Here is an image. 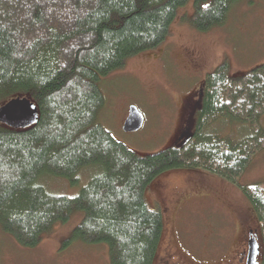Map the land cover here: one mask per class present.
<instances>
[{
    "label": "trees",
    "instance_id": "16d2710c",
    "mask_svg": "<svg viewBox=\"0 0 264 264\" xmlns=\"http://www.w3.org/2000/svg\"><path fill=\"white\" fill-rule=\"evenodd\" d=\"M188 1L0 0V105L19 96L38 109L26 127L0 122V224L19 244L36 246L80 210L63 245L103 243L110 264H152L163 220L144 190L167 169L197 167L239 186L264 264V182L238 183L264 148V62L239 75L226 61L208 72L189 138L158 151L136 153L97 119L100 77L161 44ZM191 1V21L205 31L241 0ZM64 183L76 192H56Z\"/></svg>",
    "mask_w": 264,
    "mask_h": 264
},
{
    "label": "rangeland",
    "instance_id": "374dc122",
    "mask_svg": "<svg viewBox=\"0 0 264 264\" xmlns=\"http://www.w3.org/2000/svg\"><path fill=\"white\" fill-rule=\"evenodd\" d=\"M192 12L189 0L178 8L161 44L100 77L103 104L97 119L138 154L172 145L184 127L193 124L201 84L218 64L226 61L229 74L239 75L264 62V0H241L222 25L205 31L193 25ZM130 105L138 108L143 123L137 130L124 131ZM260 122L264 125V114ZM255 182H264V148L238 181ZM56 192L72 195L76 188L64 183ZM144 198L150 207H159L163 220L152 264H231L242 230L256 225L239 186L202 168L161 172L145 188ZM81 217L80 210H73L30 248L0 224V264H110L103 243L72 240L63 245Z\"/></svg>",
    "mask_w": 264,
    "mask_h": 264
},
{
    "label": "water",
    "instance_id": "95a60500",
    "mask_svg": "<svg viewBox=\"0 0 264 264\" xmlns=\"http://www.w3.org/2000/svg\"><path fill=\"white\" fill-rule=\"evenodd\" d=\"M38 116L37 106L28 97H12L0 105V122L11 127L22 128L31 125ZM143 116L135 105H130L128 113L123 121L124 131H133L141 127ZM191 124L187 125L178 136V139L184 138L186 141L190 136ZM249 241V249L245 264H258L256 255L259 246L255 239Z\"/></svg>",
    "mask_w": 264,
    "mask_h": 264
},
{
    "label": "flooded vegetation",
    "instance_id": "af4514ba",
    "mask_svg": "<svg viewBox=\"0 0 264 264\" xmlns=\"http://www.w3.org/2000/svg\"><path fill=\"white\" fill-rule=\"evenodd\" d=\"M240 224V223H239ZM245 225V224H244ZM241 240H239L237 250L235 251V257L232 258L231 264H245L246 257L249 249V241H255L257 242L259 246L258 254L256 255V260L258 264H260V252L262 249V242L261 237L258 229L256 228V225L254 226H246V229L242 230ZM168 259H165L164 261H168L171 256L166 252ZM170 257V258H169Z\"/></svg>",
    "mask_w": 264,
    "mask_h": 264
},
{
    "label": "bare ground",
    "instance_id": "6f19581e",
    "mask_svg": "<svg viewBox=\"0 0 264 264\" xmlns=\"http://www.w3.org/2000/svg\"><path fill=\"white\" fill-rule=\"evenodd\" d=\"M59 176V175H58ZM66 179V178H65Z\"/></svg>",
    "mask_w": 264,
    "mask_h": 264
}]
</instances>
